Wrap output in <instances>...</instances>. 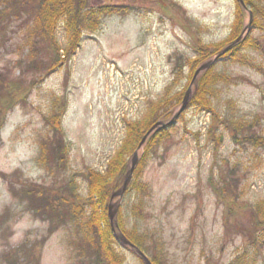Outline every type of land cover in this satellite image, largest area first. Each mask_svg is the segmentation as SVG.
<instances>
[{"label": "rangeland", "instance_id": "1", "mask_svg": "<svg viewBox=\"0 0 264 264\" xmlns=\"http://www.w3.org/2000/svg\"><path fill=\"white\" fill-rule=\"evenodd\" d=\"M93 2L117 12L84 29L75 55L49 74L55 55L36 35L31 13L0 15V264H106L87 226L90 172L105 174L125 121L145 119L169 100L163 114L174 115L211 66L188 80L192 71L236 42L228 44L236 0ZM243 11L239 38L250 33L258 49L243 53L247 61H215L227 81L216 86L211 106L223 120L241 122L244 137L234 140L219 120L210 131V112L188 106L143 165L135 183L145 192L130 190L133 179L122 193L125 179L111 186L110 210L120 213L119 227L141 237L150 264H264V234L258 249L252 237L260 235L252 216L264 204V146L245 142L264 137V27L251 28ZM57 39L65 45L61 24ZM197 41L212 54L228 45L202 60ZM54 115L60 131L48 121ZM76 197L78 214L71 211ZM114 247L120 264H145L116 238Z\"/></svg>", "mask_w": 264, "mask_h": 264}, {"label": "trees", "instance_id": "2", "mask_svg": "<svg viewBox=\"0 0 264 264\" xmlns=\"http://www.w3.org/2000/svg\"><path fill=\"white\" fill-rule=\"evenodd\" d=\"M1 8L0 15H3L6 9H11L12 11L21 10L23 14L31 13L33 20L35 19V29L36 35L43 40H45L50 47L51 51L55 55V60L50 67L47 68V72L51 73L59 68L64 62L65 58H72L76 50L81 44V35L83 30L87 29L93 31L96 29L99 19L104 14H114L117 12L116 6H106L102 3L94 4V0H0ZM262 0H243V6L236 0V6L234 9V19L232 22L231 34L229 43L234 42L241 36L244 28V9L252 16L251 28L259 29L264 27V8L261 7ZM92 4V5H91ZM244 7V8H243ZM63 27L65 33L66 43L64 46H60L57 39V30L60 26ZM224 46L219 45L214 47L216 50L213 54L210 52L208 46H204V43L197 41L195 46H197L196 53H198L199 59L206 60V58L213 57L219 53ZM259 43L256 38H253L250 33L243 36L238 43L233 45L228 51H226L217 60L222 61H234L236 59L245 60L242 55L245 51L254 49L257 50ZM210 53L213 55H210ZM201 61V60H200ZM195 63V62H194ZM202 63V62H201ZM200 63V64H201ZM196 68L199 66H197ZM195 66L193 69H195ZM192 69V70H193ZM191 70V71H192ZM192 71L191 76L188 80H192L194 75ZM222 81H227V78L216 71L214 65L208 70L203 72L197 79L194 90L192 91V97L189 101L188 106H192L198 111H207L211 115V127L212 130L215 122L219 120L221 125L230 132L234 140L241 139L244 137L242 133L243 124L238 121L223 120L219 113L211 106V101L214 95V90L216 86ZM22 92L21 89L17 91V94ZM169 89H167L168 94ZM185 94V92L183 93ZM167 98V97H166ZM177 101V104H181V100L173 98ZM164 100H162L163 102ZM168 101V100H167ZM160 102V101H159ZM172 100L162 103L161 105H156L151 107L148 112V116L142 120L125 121V136L119 146V149L115 155L109 161V164L105 170V174L100 172H90L89 182L90 186L88 188L89 199L86 205L90 207L91 213L89 221H87V226L95 236L98 237V252L100 259L106 264H120L122 259L120 255L116 252L114 247V235L111 229V225L108 218V199L111 198L112 185L120 184L119 181L124 180L130 170L127 164L129 158H132L139 147L141 140L144 138L151 126L160 120V115H166L165 118H171L173 115L167 117V113L163 114V110L167 111L173 106L170 104ZM158 103V102H157ZM175 106V105H174ZM166 107V108H165ZM162 112V114H161ZM184 112L181 113L182 116ZM50 125L57 131L61 130L59 119L54 115L49 120ZM1 125V120H0ZM172 127V126H171ZM171 127L161 128L154 131L145 141L144 148L142 149V156L139 158L136 166L132 171L131 187L130 190H136V192L144 193L145 190L140 188L142 186L141 182L137 185L136 180H140L143 171V165L154 153L155 149L159 146L160 142L166 139L168 131ZM215 127V126H214ZM245 142L252 144L255 147L264 146L263 136H245ZM142 146V147H143ZM116 183V184H115ZM109 185V186H108ZM122 185V183H121ZM117 186V187H118ZM217 196L220 197L219 188L216 185L212 187ZM76 204L72 206L71 211L75 214L79 212L82 213L83 205L80 204L81 199L76 197ZM140 207L137 205L134 208L135 211H139ZM233 208L230 207V211ZM254 215L252 216L254 223L259 227L258 231L260 233L252 236L254 247L258 249V245H262L263 234H264V204L260 203L254 208ZM120 213L116 216V223L119 230L124 233L128 240L134 244L142 253H146L145 248L140 236H132L130 232H126L125 228L119 227L121 225ZM152 264H159L157 261L152 259Z\"/></svg>", "mask_w": 264, "mask_h": 264}, {"label": "water", "instance_id": "3", "mask_svg": "<svg viewBox=\"0 0 264 264\" xmlns=\"http://www.w3.org/2000/svg\"><path fill=\"white\" fill-rule=\"evenodd\" d=\"M239 2H242V0H238ZM240 40L237 39L236 42H234L232 45H229L227 46L222 52H220L217 57L214 59V60H211L205 64H203L197 71L196 73L194 74V78L195 76L200 73L201 71L203 70H206L207 68H209L210 66H212L215 61H217L221 56L222 54H224L226 51H228L233 45H235L236 43H238V41ZM190 97H191V92L190 91H187L185 93V96H184V99H183V102L179 108V110L173 115V117L167 121V122H164V121H157L155 124H153L151 126V128L148 130V132L146 133V135L144 136V138L141 140L140 144H139V147H141L144 142L146 141V139L149 137V135H151L154 131L156 130H159L161 128H167V127H171L173 126V124L176 122V120L179 118V116L181 115V113L184 111V109H186V107H188L189 105V101H190ZM138 162V156H137V153L134 154L133 156V159H132V167L131 169L129 170L126 178H125V181L123 183V187H122V191L121 193L127 188L129 182H130V179L132 177V171H133V168L136 166ZM114 197V194H112L111 196V199ZM116 216V213L115 212H111L110 210V206L108 207V218H109V222H110V225H111V229H112V232L114 234V237L119 240L121 243H123L124 245H127L133 249L136 250V252L138 253V255L140 256V258L143 260V262L145 264H150L149 260L145 257V255L137 248L134 246V244H132L128 239H126V237L121 233L119 232V234H115V230L117 228V223L115 222V219L114 217ZM113 222L115 223L113 225Z\"/></svg>", "mask_w": 264, "mask_h": 264}]
</instances>
